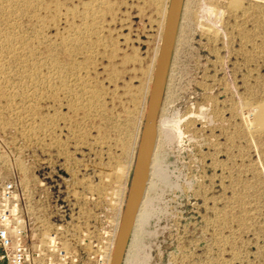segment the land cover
<instances>
[{
    "label": "rangeland",
    "instance_id": "374dc122",
    "mask_svg": "<svg viewBox=\"0 0 264 264\" xmlns=\"http://www.w3.org/2000/svg\"><path fill=\"white\" fill-rule=\"evenodd\" d=\"M169 3L0 0L2 163L42 229L122 218ZM158 130L130 264H264V0H185Z\"/></svg>",
    "mask_w": 264,
    "mask_h": 264
},
{
    "label": "built area",
    "instance_id": "2783aa9c",
    "mask_svg": "<svg viewBox=\"0 0 264 264\" xmlns=\"http://www.w3.org/2000/svg\"><path fill=\"white\" fill-rule=\"evenodd\" d=\"M6 153L0 133V264H112L121 214L82 230L72 218L42 229L26 211L20 180L3 167Z\"/></svg>",
    "mask_w": 264,
    "mask_h": 264
},
{
    "label": "water",
    "instance_id": "95a60500",
    "mask_svg": "<svg viewBox=\"0 0 264 264\" xmlns=\"http://www.w3.org/2000/svg\"><path fill=\"white\" fill-rule=\"evenodd\" d=\"M184 2L185 0H170L169 3L148 107L140 135L132 179L122 215L112 264L123 263L135 217L150 176V164L157 140L158 119L166 92Z\"/></svg>",
    "mask_w": 264,
    "mask_h": 264
},
{
    "label": "bare ground",
    "instance_id": "6f19581e",
    "mask_svg": "<svg viewBox=\"0 0 264 264\" xmlns=\"http://www.w3.org/2000/svg\"><path fill=\"white\" fill-rule=\"evenodd\" d=\"M236 1V0H235ZM239 2V1H237ZM236 3V2H234ZM162 113V112H161ZM159 121V119H158ZM158 126H157V140H156V144H155V148H154V152H153V155L155 156V153H156V149H157V146H158ZM152 155V160H151V164H150V176H149V179H148V182H147V186H146V189H145V192H144V195L142 197V200L140 202V205H139V208H138V212L136 214V217H135V221H134V225L135 227L133 226V229L132 232H133V238L131 239V242H129L130 244H128V247H127V256H126V259H125V263L124 264H130L129 262V255L131 253H134V252H131V249L133 247V244H134V236H135V233H136V229L142 219V213H141V209L140 207L142 206V202L144 201L145 197H146V193L148 191V188L150 186V183H151V176H152V170H153V163H154V156ZM132 235V234H131Z\"/></svg>",
    "mask_w": 264,
    "mask_h": 264
}]
</instances>
